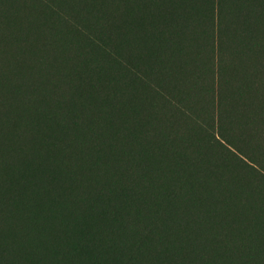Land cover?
Here are the masks:
<instances>
[{
    "label": "trees",
    "instance_id": "1",
    "mask_svg": "<svg viewBox=\"0 0 264 264\" xmlns=\"http://www.w3.org/2000/svg\"><path fill=\"white\" fill-rule=\"evenodd\" d=\"M131 1L0 0V46L37 67L31 74L0 67V264H192L195 255H209L206 264H264L263 216L242 224L219 207L232 191L213 177L221 166L183 143L190 129L176 123H198L202 115L198 126L264 177V0H146L156 19L143 27L130 18ZM135 12L147 16L145 7ZM35 24L47 54L30 49ZM201 26L207 36L194 53ZM52 52L70 62L59 78L65 88L52 75ZM90 65L91 83L104 81L105 104L122 120L115 148L107 134L112 121L104 117L86 131L95 122L92 108L74 105L83 88L73 76ZM141 89L151 99L138 103ZM155 134L174 159L160 180L149 144ZM181 163L184 199L172 198L184 203L173 206L161 186L177 185ZM207 180L220 194L196 201ZM148 185L161 207L156 217L144 212ZM243 191L258 197L249 184ZM78 209L124 211L115 239L97 238L92 252L75 254L62 235ZM220 229L236 242L217 253L211 238Z\"/></svg>",
    "mask_w": 264,
    "mask_h": 264
},
{
    "label": "rangeland",
    "instance_id": "2",
    "mask_svg": "<svg viewBox=\"0 0 264 264\" xmlns=\"http://www.w3.org/2000/svg\"><path fill=\"white\" fill-rule=\"evenodd\" d=\"M102 1H104L105 3L108 0ZM131 2L132 5L130 6V18L134 22V25L135 20L140 23V27H143L144 23H155L156 18L148 11V1L133 0ZM195 2L198 4L199 0H195ZM136 6L145 7V10L147 11V16L145 18L136 17ZM11 25L12 29L14 30H17L21 26V24H18V22H15V24ZM40 31L41 30L39 26L35 24L34 33L36 35L32 48L30 47V49H33L35 47L36 50H38L37 53L39 55H42L47 54V51H45L42 47V37ZM137 31L136 32L141 35L140 28H138ZM198 32V35L197 33L194 34V37L191 40L194 47V53L198 52V46L200 45V43L203 42L204 38L207 36V32L204 26L199 27ZM156 33L157 31H154L152 35H155ZM113 39L114 38H112L111 42L113 41ZM113 46H116L117 48V43H113ZM16 52L17 50H15V48L12 46H0V67H3L5 69H12L15 71L20 70L21 72H25L26 74H31L32 72H34L37 67H35L33 60L27 62L26 59L20 57V61H17ZM57 57H59L60 60H57ZM49 61L51 65L54 66L51 67L52 75L57 79L59 83L66 82V80L61 82L59 78L63 80L62 76L64 74L66 66L70 62H66L63 55L59 52H52ZM92 66L93 65H90V68L88 69L84 68L82 70V74L73 76V78L75 79V83H77L78 85L80 84L83 88V96L79 97V95H76V97L74 98V105L77 107H82L86 105L92 108L95 122L91 121L89 123L91 124V126L86 131L92 130L93 128L97 129V126H99L97 125L98 121L100 119L102 121L104 117L107 120L112 121V126L107 128V134L111 141L112 148H115V146H118L117 141L123 140V136L120 134V131L118 129V126L122 124V120H119L117 117V114L119 113L117 112V109H112L111 106L105 104V94L107 93V90L106 87L102 85V83L104 84V81L96 83L92 80L94 83H91L90 76ZM85 75L89 76L87 77ZM99 76L100 75H97V77L101 79H104L106 77L105 74H103L102 77ZM203 77V75H200L201 80ZM63 86L65 88V83H63ZM115 87L116 85L113 84L112 88L115 89ZM134 98L138 103H141L144 100L151 99V95L148 89H141V91L135 93ZM202 119L203 116L200 115V117H198V120L196 121L199 123V121H202ZM169 123L175 125L176 123H178L177 126L181 125L183 129L189 128L190 130L187 136L181 141L183 143H194L198 150L206 151V157H211L221 166V169H219V174H216L218 170L215 169L213 171V177L215 178V180H217V184L223 183L224 185H230L232 191L230 197L227 199L226 202H223L222 198L220 199L222 205H220L219 207L223 208V211L226 210L228 214H232L238 217V220L242 224L248 223L250 221V218H256V216L258 215L263 216L262 221H264V177H261V175H259V173H257L255 170L248 168L246 166L247 163H245L246 161H244L243 159H239L229 153L228 148L219 145V143L217 142L219 138L215 136L213 131L211 133H207L205 129L200 126V124L198 126V123H193L183 119L176 120V123L174 121ZM170 133L171 131H168V136L170 137L171 142H173L174 140L172 139ZM149 144L153 155L161 164V167L158 168L156 172L157 178L159 179L161 177H165L168 174V171L171 170V167L174 164V159L171 153H169V151L162 150L159 134H155ZM119 157L120 156H118V158ZM208 166L210 168V164ZM175 169H177L175 171L177 185L161 186L164 198L169 201L173 206L175 204L184 203V201L182 200L175 201L172 197L174 196L179 199H184V191L181 184H183V182L187 179V177H185L186 169L183 163L177 165ZM217 184H215L212 180H207L206 182H204V184L202 185L204 194H202V192H199L198 195L195 197L196 201H201L202 203H204L207 200L208 196H211L213 193L217 192L218 194H220L218 192ZM248 184L251 185L258 192L256 193L258 197L254 201L253 197L248 198L245 192L243 191L245 186ZM141 190L145 195L144 199L147 203L144 212L154 214L155 217L159 216V213L161 212V207L159 202L153 199V196L156 193V191H154L153 186H144V188H142ZM131 200L136 203L138 201V198H132ZM138 206L139 203L135 205V207ZM88 213L89 212L85 211L84 209H78L73 211L69 221L71 229L68 230L64 235H62V238L69 244L70 249L78 255H82L86 252H92L95 249L94 244L92 243L93 241H96L97 238L101 239L102 242H105L106 239L113 241L116 237V232L113 228L115 227L116 223H121L124 217V211L118 209H113L109 212H106L105 210H99L91 214ZM187 227H190V225L187 224ZM227 232H229V238H231L233 230L229 228ZM13 239H16V237H13ZM235 242L236 240H225V233L222 229H220L219 232L211 238V243L213 244L214 248L216 249L215 252L217 253L221 252L224 245L230 246L233 245ZM198 246H200V250L202 251L204 245L202 244ZM208 256L209 255L204 258V255H195L191 257V263L206 264ZM222 257L223 256L220 257L221 260ZM89 259H91V257H89ZM90 264H96V260L94 259V261H92ZM121 264L125 263L122 262Z\"/></svg>",
    "mask_w": 264,
    "mask_h": 264
}]
</instances>
